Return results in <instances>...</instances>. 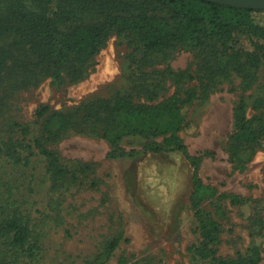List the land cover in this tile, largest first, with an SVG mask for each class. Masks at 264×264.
<instances>
[{
	"label": "rangeland",
	"instance_id": "obj_1",
	"mask_svg": "<svg viewBox=\"0 0 264 264\" xmlns=\"http://www.w3.org/2000/svg\"><path fill=\"white\" fill-rule=\"evenodd\" d=\"M16 40L13 34L0 38V50L11 51L13 57L0 81V214L20 211L37 247L33 260L22 256L15 263L16 249L1 239L0 262L198 264L192 252L199 241L191 200L193 171L182 155L146 151L161 137L126 136L113 146L101 132L77 120L82 107L98 99L130 95L135 102H147L137 96L131 78L130 55L140 47L137 37L111 33L76 81L66 73L55 80L41 68L20 69L28 54L17 48ZM210 45L201 55L182 47L157 54L151 69L189 71L196 78L183 87H197L201 79L207 81L204 58L215 63L221 57L218 45ZM238 57H232L226 75H215L214 90L186 111L190 127L180 133L191 154H214L204 157L200 166L199 177L214 193L201 207L220 223L217 251L225 259L249 255L255 235H264V148L243 165L232 163L228 153L235 131L234 108L241 96L249 115L256 113L254 102L264 99V66L256 72L255 82L244 88L233 65L244 60L237 61ZM174 88L166 78L159 98L171 95ZM43 106L50 114L64 113L73 120L60 137L44 142L66 169L57 177L33 143L47 118L36 115ZM20 126H27L30 134L24 136ZM115 149L133 154L112 158ZM232 195L256 203L252 218L243 216ZM115 239L117 247L108 256L106 247ZM260 243L262 260L257 264H264V236Z\"/></svg>",
	"mask_w": 264,
	"mask_h": 264
},
{
	"label": "trees",
	"instance_id": "obj_2",
	"mask_svg": "<svg viewBox=\"0 0 264 264\" xmlns=\"http://www.w3.org/2000/svg\"><path fill=\"white\" fill-rule=\"evenodd\" d=\"M111 33L137 37L140 47L130 55L131 78L137 96L147 102H135L130 95H117L111 101L98 99L85 104L77 120L101 132L113 146L126 136L161 137L160 142L148 144L146 151L179 152L193 171L191 200L199 229V241L192 246L194 260L198 264H257L262 260V233L255 235L249 255L232 259L218 255L220 223L201 207L214 193L199 177L203 158L214 154L209 151L191 154L180 133L190 127L186 111L200 96L214 90L215 75H226L232 57L239 56L237 61L244 59L233 64L242 75L243 87L255 82L256 72L264 66V10L206 0H0V38L13 34L17 48L27 50L28 54L26 62L15 63L25 71L41 68L55 80L64 73L73 81L80 79L87 63ZM213 42L218 45L221 57L215 63L204 58L207 81L201 79L197 87H183L196 78L189 71L151 69L157 54L166 55L182 47L198 50L196 55H201ZM12 58L11 51L0 50V81ZM166 78L175 88L171 95L160 99ZM253 108L256 113L249 115L244 96L234 108L235 131L228 153L236 165L248 163L257 149L264 148V99H257ZM49 112L47 106L37 111L38 117L47 115V118L40 137L33 139V143L38 154L48 158L50 171L57 177L66 169L44 142L60 137L73 120L64 113ZM20 128L24 136L30 134L27 126ZM132 154L133 151L115 149L110 157ZM231 201L241 207L248 219L258 209L248 198L232 195ZM5 238L16 249L15 263L22 256L35 258L37 246L30 241L31 229L16 209L0 214V240ZM117 244V239L110 241L106 255L112 254Z\"/></svg>",
	"mask_w": 264,
	"mask_h": 264
},
{
	"label": "water",
	"instance_id": "obj_3",
	"mask_svg": "<svg viewBox=\"0 0 264 264\" xmlns=\"http://www.w3.org/2000/svg\"><path fill=\"white\" fill-rule=\"evenodd\" d=\"M232 7L264 10V0H206Z\"/></svg>",
	"mask_w": 264,
	"mask_h": 264
}]
</instances>
